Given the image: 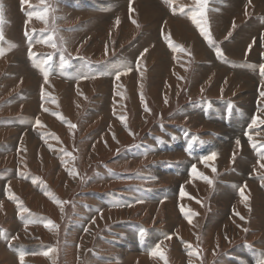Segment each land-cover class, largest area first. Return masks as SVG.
Here are the masks:
<instances>
[{"label":"rangeland","instance_id":"obj_1","mask_svg":"<svg viewBox=\"0 0 264 264\" xmlns=\"http://www.w3.org/2000/svg\"><path fill=\"white\" fill-rule=\"evenodd\" d=\"M112 1L0 0V264H257L264 0H207L197 19L223 55L196 0ZM45 6L47 23L29 15ZM53 29L56 48L40 42ZM117 64L131 71L117 79ZM182 127L199 133L192 151Z\"/></svg>","mask_w":264,"mask_h":264},{"label":"snow or ice","instance_id":"obj_2","mask_svg":"<svg viewBox=\"0 0 264 264\" xmlns=\"http://www.w3.org/2000/svg\"><path fill=\"white\" fill-rule=\"evenodd\" d=\"M21 2L22 3H25L26 0H21ZM45 2H46V0H41V4H45ZM165 2L166 3H170V0H165ZM206 5H207V0H196V10L193 11L192 16L190 18L200 28L201 35L208 41V43L210 45H212L213 47H216L214 41L211 39V33H210V31L207 28L200 26L201 25V20H198L197 19V16H199L200 18H203L204 17L205 10H206ZM50 11H54V9H50L47 6H45L43 9H41V10L35 12V13H29V15L30 16L35 15V17L37 19H40V20L44 21L45 23H47V14ZM181 11H182V9H181ZM53 19H55V18H53ZM134 23H135V21H134ZM0 25H2V19H0ZM26 35H27V33H26ZM54 35H55V29H53V33L50 34L47 37V39L42 40L40 42L41 43H44V44H49L50 43L51 44V47L56 48L57 45L54 42ZM0 40H3L2 28H0ZM166 40L168 41L170 47H173L174 49L179 48L178 45H175V44L172 43L170 37H166ZM249 48H251V45L249 46ZM179 50L183 51L182 48H179ZM144 51L146 52L147 49H145ZM3 53H4V49L3 48H0V55H3ZM216 53H217V55H223V53H222V51H221V49L219 47H216ZM143 54L144 53H141V56H143ZM34 55H39V54H33L31 52V49H30V51H29L30 58H33ZM262 55H264V54H262ZM50 60H51V56L49 55V56H47L46 59L43 60L42 64L43 65H48L49 62H50ZM68 64H69V61L67 59H65V57L63 56V54H61V57H60V65H59L60 69L63 70L64 68H66L68 66ZM121 69H124V71L122 72ZM41 70L43 71L45 81H47L49 72L47 70H44L43 67H41ZM259 70H260L261 75L264 76V64H261L259 66ZM111 71H114L116 78L119 79L122 74H127V72H130L131 69L130 68H126V66L124 64H117V65H114L113 66V68L111 69ZM106 74H109V73L108 72L100 73V75H106ZM77 78H87V74L85 73V74L81 75V74L78 73L77 74ZM260 95L261 96H264V91H261ZM54 102L55 101H53V103ZM165 102H167V101H165ZM231 107H232V105H229V109H231ZM44 110L47 111V109H44ZM145 111H150V110L147 109V107H145ZM120 119L123 122L125 120V117L121 116ZM258 119H259L258 117L253 116L252 123L249 125V128H251L254 125H256ZM261 123H264V121H261ZM36 124L37 125L40 124V121L38 119L36 121ZM69 127L70 128H75L76 126L74 124H69ZM129 134L130 135H134L131 132ZM247 134L248 133L246 132L245 135H247ZM237 144H239V140H237ZM190 147H191V142L189 143V148ZM252 147L253 148H256V145L255 144H252ZM261 147H264V145H261ZM65 154L66 155H69V156L71 155L70 153H65ZM215 156H216V153L213 152V153H211L208 156L202 157L201 160L202 161L211 160V159H214ZM260 166L261 167H264V164H261ZM196 171H197L196 170V166L193 165L192 166V169H191V173H196ZM213 171H215V169H213ZM201 178L204 179V180H206L209 185H211L213 183V181L211 179H209L208 177L201 176ZM33 183H36V180H33ZM239 191L241 193V196L246 200L247 197L244 196V189L241 188ZM182 195H184L183 191H182ZM11 198L14 199V197H11ZM57 203H63V202L57 201ZM21 210L23 212H27L28 211L26 208H21ZM182 211H183V209H182ZM191 215H193V214L190 213V212L189 213H185V217H186V219H188L189 223H191ZM237 215H239V213H237ZM240 218L242 220L244 219V217H242V216ZM29 222H36V221H29ZM44 226L46 228H56L57 227L51 220H45L44 221ZM85 231H87V229H85ZM141 234H143V230H141ZM168 238H170V237H168ZM188 247L191 248V245L189 244ZM52 251H55V249H49L47 252H44L43 254L47 256V255H49V252H52ZM149 254L150 255H158L161 259H165L163 252L160 251V245L159 244H157L156 247H155V250L150 251ZM24 255L25 254L23 252H21L19 254V257H20L21 262L24 259ZM189 255H198V253L197 252H191L190 251L189 252ZM165 264H167V261L166 260H165ZM242 264H243V262H242ZM257 264H264V259H258Z\"/></svg>","mask_w":264,"mask_h":264},{"label":"crops","instance_id":"obj_3","mask_svg":"<svg viewBox=\"0 0 264 264\" xmlns=\"http://www.w3.org/2000/svg\"><path fill=\"white\" fill-rule=\"evenodd\" d=\"M87 3H88V1H86ZM126 11H127V15H130L131 16V13H132V9H131V2H127L126 1V3H125V8H124ZM129 16V17H130ZM30 34H27L26 35V33L25 32H22V36L24 37V38H26L27 36H29ZM32 41V38H30V40L28 41L29 42V48L31 49L32 48V44L30 43ZM33 42V41H32ZM257 95V92L255 93V96ZM257 99L259 100V96L257 97ZM179 119H180V117H179ZM229 123V122H228ZM182 128H184V129H182V132H184L185 134H184V141H186L187 143L188 142H193V145H195L196 144V142H197V138L196 137H200L198 134L199 133H196L194 130H192L190 127H182ZM180 131H181V129H180ZM188 136V137H187ZM176 137H177V139H179L178 141H177V143L176 144H179L180 142H181V133L180 132H177V134H176ZM234 139H236V137L234 138ZM188 151H192V149L190 148ZM114 260H115V258H114Z\"/></svg>","mask_w":264,"mask_h":264},{"label":"bare ground","instance_id":"obj_4","mask_svg":"<svg viewBox=\"0 0 264 264\" xmlns=\"http://www.w3.org/2000/svg\"><path fill=\"white\" fill-rule=\"evenodd\" d=\"M85 2V1H84ZM124 2H126V1H124ZM87 3V2H86ZM100 3L101 2H99V1H97V2H92V3H88V5H90L93 9H96V7H99L100 6ZM101 4H103V3H101ZM120 4L122 5V3H118V1L116 2L115 0H113L112 2H111V4H109L108 5V7H106V8H110V7H112V6H114V5H116V8L117 9H120L119 8V6H120ZM123 4H125V3H123ZM119 5V6H118ZM90 7V8H91ZM101 7V6H100ZM89 8V7H88ZM81 10V9H80ZM106 10V9H105ZM111 10H107V11H104L106 14L108 13V12H110ZM104 12H100V13H104ZM20 28V27H19ZM13 38H14V35H13V37H12V40H13ZM20 38V37H19ZM22 47V46H21ZM32 71H33V69H32ZM35 72V71H34ZM30 77V76H29ZM29 79H31L30 81H32V77L31 78H29ZM112 87V86H111ZM168 96V95H167ZM248 111V110H247ZM236 113H237V111H236ZM248 114V113H247ZM240 119V118H239ZM240 124V123H239ZM237 125V124H236ZM118 126V125H117ZM221 127V126H220ZM228 131V130H227ZM219 132H221V131H219ZM221 136V135H220ZM23 137H25V136H23ZM188 137V136H187ZM118 140V139H117ZM210 142V141H209ZM136 144V143H135ZM180 145V144H179ZM187 145V144H186ZM185 145V146H186ZM132 146H133V144H132ZM26 147V146H25ZM130 147V146H129ZM180 148V147H179ZM124 149V148H123ZM209 150V149H208ZM169 152V151H168ZM196 152V151H195ZM208 152V151H207ZM178 153V152H177ZM185 163V162H184ZM164 165V164H163ZM178 166V165H177ZM177 166H176V168H177ZM158 167V166H157ZM174 168V167H173ZM175 169V168H174ZM165 171V170H164ZM173 171V170H172ZM179 171V170H178ZM180 172V171H179ZM20 173V172H19ZM163 173V172H162ZM178 174V173H177ZM180 174V173H179ZM25 175V174H24ZM23 175V176H24ZM129 184V183H128ZM254 188V187H253ZM11 189V188H10ZM202 189H203V187H202ZM5 192V191H4ZM23 194V193H22ZM174 194H175V192H174ZM171 196V195H170ZM175 200V199H174ZM137 238V237H136Z\"/></svg>","mask_w":264,"mask_h":264}]
</instances>
